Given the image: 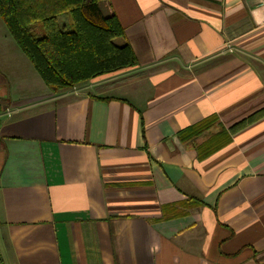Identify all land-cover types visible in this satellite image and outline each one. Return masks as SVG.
I'll return each mask as SVG.
<instances>
[{
	"label": "crops",
	"instance_id": "crops-1",
	"mask_svg": "<svg viewBox=\"0 0 264 264\" xmlns=\"http://www.w3.org/2000/svg\"><path fill=\"white\" fill-rule=\"evenodd\" d=\"M100 7L138 65L58 94L0 19V264H264L262 0Z\"/></svg>",
	"mask_w": 264,
	"mask_h": 264
},
{
	"label": "trees",
	"instance_id": "trees-1",
	"mask_svg": "<svg viewBox=\"0 0 264 264\" xmlns=\"http://www.w3.org/2000/svg\"><path fill=\"white\" fill-rule=\"evenodd\" d=\"M104 0H0V19L49 90L58 94L99 77L137 67L116 15L105 16ZM205 123L183 132L192 138Z\"/></svg>",
	"mask_w": 264,
	"mask_h": 264
},
{
	"label": "built area",
	"instance_id": "built-area-1",
	"mask_svg": "<svg viewBox=\"0 0 264 264\" xmlns=\"http://www.w3.org/2000/svg\"><path fill=\"white\" fill-rule=\"evenodd\" d=\"M262 6L264 7V0H262Z\"/></svg>",
	"mask_w": 264,
	"mask_h": 264
},
{
	"label": "rangeland",
	"instance_id": "rangeland-1",
	"mask_svg": "<svg viewBox=\"0 0 264 264\" xmlns=\"http://www.w3.org/2000/svg\"><path fill=\"white\" fill-rule=\"evenodd\" d=\"M105 1V0H104ZM103 2V1H102ZM101 4V3H100ZM105 6H107V5H105Z\"/></svg>",
	"mask_w": 264,
	"mask_h": 264
}]
</instances>
